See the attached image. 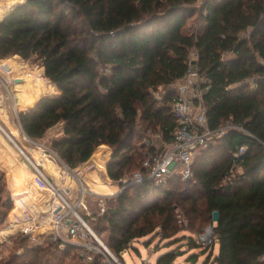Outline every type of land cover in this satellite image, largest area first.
Wrapping results in <instances>:
<instances>
[{
	"label": "trees",
	"instance_id": "1",
	"mask_svg": "<svg viewBox=\"0 0 264 264\" xmlns=\"http://www.w3.org/2000/svg\"><path fill=\"white\" fill-rule=\"evenodd\" d=\"M0 17V59L39 58L58 89L52 94L43 83L31 89L33 106L18 114L25 132L40 140L63 122L49 145L72 168L98 146H110L107 173L114 181L143 169L146 152L157 151L142 142L144 134L174 140V83L197 50L204 92L196 103L205 105L210 128L231 119L247 132L230 128L200 148L189 179L125 187L108 199L99 220L106 224L95 229L108 231L106 242L120 256L136 238L186 231L182 239L209 252L202 264H264V0H23ZM191 18L196 24L188 27ZM241 145L246 149L237 154ZM34 154L51 162L43 150ZM6 185L0 171V225L14 206L10 192L3 197ZM25 197L20 189L17 204ZM210 223L216 254L214 245L193 237ZM17 239L23 251L1 264H64L70 255L71 247L61 251L52 241L34 246L24 234ZM177 255L171 249L157 264H173Z\"/></svg>",
	"mask_w": 264,
	"mask_h": 264
},
{
	"label": "built area",
	"instance_id": "2",
	"mask_svg": "<svg viewBox=\"0 0 264 264\" xmlns=\"http://www.w3.org/2000/svg\"><path fill=\"white\" fill-rule=\"evenodd\" d=\"M197 58V50H191L187 73L178 79L174 86L177 94L170 104L177 121L173 131L174 140L164 142V145L154 153L146 152L142 160L143 169L125 172L118 181H115L117 189L113 192L96 189L86 179L90 174L93 175L92 172L96 168L101 169L97 160L93 159V154L86 161L72 168L53 148L32 139L25 132L19 120L17 103L12 95L13 90L10 88V84L17 85L20 78L8 72L5 65H1L0 107L8 100L12 102L21 136L16 139L1 124L0 128L30 163L37 193H35L36 199L28 202L22 200L20 205H17L14 199V211L11 216H7L4 225H0V248H3L4 243L12 236L24 234L29 237L30 244L34 246L52 241L57 243L60 250L67 247L73 248L79 264H124L122 257L109 247L103 234L96 231L87 217L104 214L108 199L122 192L132 183L149 179L154 185L166 186L169 178L175 175L183 180L191 178L192 166L200 148L206 147L230 128L247 132L242 124H237L231 119L217 129L210 128L205 105L202 101L196 103V99L202 100L204 92V89L200 87L204 78L196 65ZM1 84L6 88V94L3 93ZM152 139V137L149 140L146 139L148 146L154 144ZM32 146L44 150L55 159L56 163L58 162L56 158L60 160L61 167L58 163L60 167L58 175L48 172L43 163L30 156L29 150L33 148ZM245 149L246 145H241L237 154ZM89 198H93L99 205V211L94 215L87 203ZM72 199H76L75 203H72ZM79 207L85 210V215L80 213ZM215 239L212 223L197 234V241L205 247L214 245ZM259 261L264 263V252L259 256Z\"/></svg>",
	"mask_w": 264,
	"mask_h": 264
},
{
	"label": "rangeland",
	"instance_id": "3",
	"mask_svg": "<svg viewBox=\"0 0 264 264\" xmlns=\"http://www.w3.org/2000/svg\"><path fill=\"white\" fill-rule=\"evenodd\" d=\"M22 1L23 0H0V15L5 13L8 8L11 9L14 5H16L17 3L22 2ZM195 24H196L195 20H193V18H191L188 21L187 26L188 27L191 25L194 26ZM16 59H18V60L10 59L5 66H7L9 64L12 65L13 68L15 69V71L12 72V74L16 75L17 78H20V79H18L19 81H18L17 85H15L13 83L10 84L11 85L10 88L13 90L12 95L14 96L15 102L17 104H23V105L29 104L28 100L27 101H26V99L23 100L20 97V95H17V93H16V90H20L21 86L23 85V83H25L26 80H30L29 82H31V84L43 83V85H45V86H50V90H51L52 94L58 93L57 87L52 85L51 80L48 79L47 77H45L43 67L40 66L42 64V61L39 58L33 57L30 59H25V63L21 58L19 59L18 57H16ZM9 72H11V71H9ZM26 86H29V84H26ZM1 88L3 90V93L6 94V88L4 87L3 84H1ZM7 104H12V102L10 100H8ZM59 129H60V127H55L51 131L47 132V135L40 140L44 141L46 144H50V140L57 136L56 134L59 133ZM0 132L3 134V136H5V139L7 142V148L6 147L3 148L4 151H2V148L0 147V155L1 156L3 155V158H7L8 155L11 156V154H13V152L14 153L16 152L15 151L16 149L14 146L15 144L11 141L9 136L6 135L1 130V128H0ZM151 137L153 138L152 141L156 145V148H160L164 145L161 137L159 135L153 134V133L144 134V138H142V142L144 144H146L147 143L146 139L149 140V138H151ZM8 150H9V153H8ZM141 150H143V152H144L146 149H141ZM33 155L35 156L34 152H33ZM51 158L54 159L53 157H51ZM56 159L58 161L57 163H56L55 159L53 160L56 164V169H57L56 173L53 172L54 175L59 174L58 171H59V168L61 167L60 160L58 158H56ZM20 160L23 161L21 158H20ZM21 161H20V163H21ZM102 161H104L103 157L101 160H99L97 162L98 166L100 168L103 165ZM58 163L60 164V167L58 166ZM0 166L3 168V170H5L6 177L8 176V178H10V170L7 169V166L5 164L4 165L0 164ZM94 173H95V175L98 176V172H94ZM105 176L101 175V177H103V179L106 181H103V179L100 177H98L99 180L96 182H92L88 176L86 179L88 180V182L92 186H94V183H98V184L105 183V184H107L109 181H107L108 178H105ZM15 178L20 179L19 176H17V177L15 176ZM14 179H13V177H11L13 194H16L18 190L16 188H14V186H15ZM112 184L114 185V187L111 188L110 186ZM111 185L109 186L111 188V191H115L117 189V185L112 183V182H111ZM35 192H36V190H35ZM8 193H9V189H8V186L6 185L4 193H3L4 199L10 195ZM71 201H72V203H75L76 199H72ZM87 203H88L89 209L91 210V213L93 215L99 211V205L97 204V202L94 201L93 198H89V202H87ZM78 209L82 215H85V210L82 207H79ZM181 212H182L181 210L178 211V213H181ZM102 216H103V214L98 215V216L96 215L95 217L88 216L87 219L90 220L91 225L94 228H96V226H98V225L101 226V225L106 224L104 221L99 222V220ZM181 218H182V220H186V221L188 219L186 217L184 218L183 216H180V219ZM179 222L181 223L182 221L179 220ZM96 231L99 232L98 230H96ZM184 232H186V231H181L177 235H175L178 237L172 236V237L163 238V239H161L160 235H153V233L149 234L147 236L141 237V238H136L132 241L131 246H129L125 251H123L121 253L122 260H123L124 264H157V259L160 255H162L163 253H165L171 249H174V250H177L178 255H177L176 259L174 260L173 264H202L203 261L206 259L209 252L202 250L201 247H199V246L192 247V245H190L188 243L187 238L182 239L181 236H182V234H184ZM99 233L103 234L105 241H107L108 231L103 229L102 232H99ZM193 237L195 239H197V235H194ZM21 245H22L21 242L18 241V239H17V235L12 236L10 240L5 242L3 248H0V264L4 261L8 260L13 254L15 255V254L21 253L24 249V247ZM134 246L137 247L139 251ZM70 250H71L70 255L66 257L64 264H79L78 258L73 252L74 251L73 248H70ZM218 250H219V243L216 240L215 244H214V254H216Z\"/></svg>",
	"mask_w": 264,
	"mask_h": 264
},
{
	"label": "crops",
	"instance_id": "4",
	"mask_svg": "<svg viewBox=\"0 0 264 264\" xmlns=\"http://www.w3.org/2000/svg\"><path fill=\"white\" fill-rule=\"evenodd\" d=\"M10 60V59H9ZM8 60V61H9ZM23 60V59H22ZM8 61H5V60H2L0 59V66L1 65H6ZM14 62V61H13ZM25 63V61H24ZM7 69H8V72L11 71V72H14L15 69L13 68L12 65H7L6 66ZM25 79V78H24ZM30 80H26L25 83H23V85L21 86V89L20 90H16V93L17 95H20V97L24 100L26 99V101L28 99H30V92L32 91L31 89L33 87H36L39 83L37 84H31V82H29ZM177 82V81H176ZM175 82V83H176ZM175 83H174V86H175ZM26 84H29V86H26ZM35 100V99H34ZM33 102V101H32ZM31 102V103H32ZM31 103L29 102V104L27 105H23V104H17V111H21V110H25L31 106H33V104L31 105ZM31 105V106H30ZM0 124L2 125V127L8 132L10 133L12 136H14V138L18 139L21 135L18 131V126H19V123H18V118H17V115H16V112L14 110V106L13 104H3V106L0 107ZM58 125V126H57ZM55 127H60L59 129V133H57L56 135L59 136L62 132H63V127H64V123L63 122H59L57 123L56 125L52 126L51 128H49L47 130V132L51 131L52 129H54ZM2 130V129H1ZM3 131V130H2ZM4 132V131H3ZM47 132H46V135H47ZM5 133V132H4ZM6 134V133H5ZM7 135V134H6ZM45 135V136H46ZM52 140V139H51ZM50 140V141H51ZM39 141L40 143H44L46 144L44 141L42 140H37ZM164 143V142H163ZM46 145H49V144H46ZM50 146V145H49ZM0 147L2 148V151H4V147L7 148V142H6V139H5V136H3V134L0 132ZM33 148L29 150V153H30V156L33 158V159H37L36 156L33 155V152L34 150H42L40 148H38L37 146H32ZM15 153L13 152V154H11V156H7V158H3V155L1 156L0 155V164L1 165H6L7 166V169L10 170V178H8V176L6 177L5 175V170H3V168L0 166V170L1 172L4 173L5 177H6V183H7V186H8V189H9V192L11 194V197L14 201H16V198H15V195L16 194H13V188H12V183H11V177H13V179L15 178V176H19L20 179H14V183H15V186L14 188H16L19 192L20 189L26 193V197H25V201L28 202L30 200H33V199H36L35 198V182L33 180V171H32V168H31V165L30 163L19 153V151L17 150V148L15 147ZM44 151V150H43ZM96 151H99V159H97L95 157V152ZM111 147L108 146V145H105V144H102L100 146H98L96 148V150L94 151L93 153V159H96L97 162L99 160L102 159V157L104 158V161H102L103 165L101 167V169H98L96 168L94 170V172H98V176L95 175L94 172L93 175L90 174L89 175V178L91 179L92 182H96L98 181V177L102 178L101 175H106L105 178H108L107 181H109L107 183V185L109 184V186L111 185L110 182L115 183V181L113 179H111L107 173V163L108 161L110 160V157H111ZM45 152V151H44ZM8 153H9V150H8ZM46 153V152H45ZM46 156H47V159L49 161H51L53 163V165L56 167V164L55 162L53 161L54 159L51 158L50 155H48V153H46ZM10 158V159H9ZM20 158L24 161H21ZM21 161V163H20ZM42 163V162H41ZM44 167L48 170V172H50L51 174H53V171L50 170V167L43 163ZM14 174V175H13ZM95 178V181H93ZM21 179H26V183H21ZM101 179V180H102ZM16 181V182H15ZM103 181H106L103 179ZM113 185V184H112ZM110 186L111 188L114 187L113 186ZM117 185V184H116ZM94 187H95V183H94ZM96 188V187H95ZM16 204H17V201H16ZM18 205V204H17ZM15 209V203H14V206L13 208L10 210V212L8 213V217L11 216L12 212L14 211Z\"/></svg>",
	"mask_w": 264,
	"mask_h": 264
},
{
	"label": "bare ground",
	"instance_id": "5",
	"mask_svg": "<svg viewBox=\"0 0 264 264\" xmlns=\"http://www.w3.org/2000/svg\"><path fill=\"white\" fill-rule=\"evenodd\" d=\"M15 91V90H14ZM46 164L50 167V170H52L53 172H57V169H56V167L53 165V163L52 162H46ZM105 186H106V184L105 183H100V184H98V183H95V187H96V189H100V190H103V191H106V192H113V191H111L110 189H105ZM21 203H19L18 205H20Z\"/></svg>",
	"mask_w": 264,
	"mask_h": 264
}]
</instances>
